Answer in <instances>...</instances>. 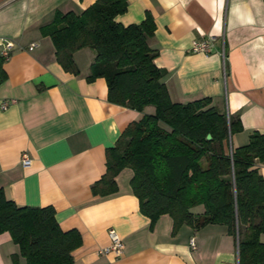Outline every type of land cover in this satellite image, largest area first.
Listing matches in <instances>:
<instances>
[{
  "label": "crops",
  "instance_id": "1",
  "mask_svg": "<svg viewBox=\"0 0 264 264\" xmlns=\"http://www.w3.org/2000/svg\"><path fill=\"white\" fill-rule=\"evenodd\" d=\"M96 1L0 0V53L3 40L16 44L7 59L0 55V191L21 207H52L63 231H78L76 264H239L237 238L224 225H183L174 234L173 219L163 215L152 227L140 211L129 168L115 178L116 193L93 194L106 173V150L155 110L110 103L106 80L89 81L96 56L90 48L74 54L79 75L58 63L44 32L56 13L79 14ZM127 1L116 21L127 27L153 17L149 46L158 52L154 63L173 102L211 99L212 106L240 117L243 131L231 140L236 148L253 132L264 135V0ZM209 37L215 39L210 55L191 51L193 41ZM24 153L32 159L28 168L21 164ZM260 173L264 177V164ZM195 208L194 214L205 212ZM110 229L123 242L121 256L103 252L111 245ZM18 254L12 236L1 234L0 264H12Z\"/></svg>",
  "mask_w": 264,
  "mask_h": 264
},
{
  "label": "trees",
  "instance_id": "2",
  "mask_svg": "<svg viewBox=\"0 0 264 264\" xmlns=\"http://www.w3.org/2000/svg\"><path fill=\"white\" fill-rule=\"evenodd\" d=\"M127 10V0H97L79 14L56 13L44 32L58 63L72 74L79 75L74 54L95 51L89 81L106 80L110 103L138 112L155 108L106 150V173L93 194L116 193L115 178L129 168L140 211L152 227L163 215L173 219L174 234L183 225L196 230L224 225L237 238L239 264H264V135L253 132L248 144L236 148L231 140L243 131L240 117L228 116L211 99L173 102L154 63L158 52L149 46L154 19L147 14L141 24L125 27L116 17ZM198 206L203 214L191 212ZM3 233L20 249L12 264H20V257L26 264H76L72 253L82 245L78 231L61 229L52 207L18 206L1 190Z\"/></svg>",
  "mask_w": 264,
  "mask_h": 264
},
{
  "label": "built area",
  "instance_id": "3",
  "mask_svg": "<svg viewBox=\"0 0 264 264\" xmlns=\"http://www.w3.org/2000/svg\"><path fill=\"white\" fill-rule=\"evenodd\" d=\"M214 41L215 39L212 37L203 38L201 40H195L192 43L191 51L196 54L210 55L213 52ZM15 47L16 44L13 41L3 40V48L0 53L1 57L7 59L10 56V53L15 49ZM35 47L36 44H32L30 46V50L34 49ZM8 106V103H3L1 107L3 110H6ZM21 164L25 168H28L32 165V159L30 158L28 153H24L22 155ZM109 236L111 240V245L106 249H103V252H113L116 255L121 256L123 254L124 245L119 234L114 229H110ZM191 247L192 249H196L194 240L191 241Z\"/></svg>",
  "mask_w": 264,
  "mask_h": 264
},
{
  "label": "rangeland",
  "instance_id": "4",
  "mask_svg": "<svg viewBox=\"0 0 264 264\" xmlns=\"http://www.w3.org/2000/svg\"><path fill=\"white\" fill-rule=\"evenodd\" d=\"M151 109H153V107H151ZM155 112V110H151V113L153 114ZM194 210L193 211H197L196 208H193Z\"/></svg>",
  "mask_w": 264,
  "mask_h": 264
},
{
  "label": "water",
  "instance_id": "5",
  "mask_svg": "<svg viewBox=\"0 0 264 264\" xmlns=\"http://www.w3.org/2000/svg\"><path fill=\"white\" fill-rule=\"evenodd\" d=\"M227 115L229 116V114H227ZM207 138H208V140H211V135H209Z\"/></svg>",
  "mask_w": 264,
  "mask_h": 264
}]
</instances>
